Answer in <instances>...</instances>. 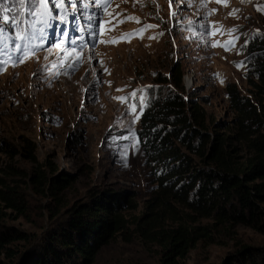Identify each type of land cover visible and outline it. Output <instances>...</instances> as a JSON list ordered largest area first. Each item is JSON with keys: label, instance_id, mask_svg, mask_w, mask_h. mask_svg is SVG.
Here are the masks:
<instances>
[{"label": "rangeland", "instance_id": "1", "mask_svg": "<svg viewBox=\"0 0 264 264\" xmlns=\"http://www.w3.org/2000/svg\"><path fill=\"white\" fill-rule=\"evenodd\" d=\"M10 1L13 0H5ZM200 4L201 0H192V7L182 6V21L177 23L171 15L177 10L175 0L171 7L169 0H115L103 20H97L100 35L93 42L94 49L89 45L79 56L72 54L73 59H80L91 54V49L94 58L71 76L57 77L44 72L42 66L54 61L56 56H48L43 50L36 53L38 61L29 58L18 67L8 66L0 74V137L18 150L11 158L0 151V177L8 181L15 179L24 188L27 201L25 215L9 207L2 209L6 223L35 234L44 233L51 225L52 209L47 207H53L54 200L33 192L25 179V174L35 166L20 149L27 138L34 143L37 161L50 160L57 168L54 173L63 171L70 175L69 183L58 193L61 202L55 205L62 207L56 218L64 216L72 204L91 200L92 193L104 192L103 198L105 192L120 193L135 202V207L121 202L119 211L126 220L125 228L116 230L107 239L90 264H164L161 246L143 238L133 221L156 187L137 137L139 119L130 123L135 116L140 117L145 107L139 98L144 97L147 104L149 98H157L171 87L169 82L158 78L168 77L174 65L179 64L184 94L198 100L210 120L227 124L235 117L225 91L227 82L235 83L240 93L252 102L260 99L253 83L258 78L252 71L251 52L256 42L264 39V11L257 10V5L264 7V0H221L220 3L209 0L205 7ZM206 13H210L207 20ZM157 15L167 22L156 19ZM128 16L138 17L140 22L127 20ZM189 20L193 23L189 24ZM201 23L209 26L207 44L197 35ZM146 24L158 27L120 39L122 34L135 33ZM234 27L238 29L236 32L226 31ZM48 35H56V28ZM234 37L239 39L228 51L210 46L217 41L224 44ZM113 39L116 42H104ZM246 40L247 47L242 48ZM239 62L243 65L237 67ZM184 76L188 78L187 85ZM133 91L135 98L123 102L113 99L130 97ZM130 104H135V113L130 111ZM129 127L135 131V140L123 139L130 137ZM259 131L264 134V124ZM137 142L138 150L132 147ZM235 145L240 161L251 156L245 145ZM125 146H128L127 167L121 157ZM8 162L18 166L17 174L4 172ZM165 222L168 224L170 220ZM204 222L209 219H198V223ZM242 244L263 250L264 231L242 224H216L209 239L198 241L178 261L179 264L221 263L227 255L239 251ZM0 264L8 262L0 257Z\"/></svg>", "mask_w": 264, "mask_h": 264}, {"label": "trees", "instance_id": "2", "mask_svg": "<svg viewBox=\"0 0 264 264\" xmlns=\"http://www.w3.org/2000/svg\"><path fill=\"white\" fill-rule=\"evenodd\" d=\"M7 4L12 8L10 17L21 19L17 13L25 14L16 0ZM251 53L260 99L252 102L235 83L227 82V99L235 111L231 123L210 120L203 105L184 94L179 64L168 77L158 78L171 87L149 98L140 114L136 133L156 187L133 221L143 238L161 246L164 264H179L178 259L198 241L210 238L216 224L264 231V134L259 131L264 124V39L256 42ZM236 143L252 153L244 162L237 157ZM20 149L35 163L29 174L24 173L33 192L50 196L58 205V193L70 175L54 173L57 168L50 160L37 161L33 141L25 138ZM0 151L11 158L18 150L0 137ZM6 167L8 175L19 171L11 162ZM9 181L0 177V257L8 264H90L107 239L125 228L121 202L135 207L131 198L120 193L105 192L104 198V192L92 193L91 200L72 204L60 218L56 216L62 206L47 207L52 209L50 228L35 234L6 223L3 208L25 215L27 207L24 188L13 178ZM200 218L209 222L198 223ZM256 248L242 244L216 264H264V249Z\"/></svg>", "mask_w": 264, "mask_h": 264}, {"label": "snow or ice", "instance_id": "3", "mask_svg": "<svg viewBox=\"0 0 264 264\" xmlns=\"http://www.w3.org/2000/svg\"><path fill=\"white\" fill-rule=\"evenodd\" d=\"M124 2H126V0H124ZM153 2H155V0H153ZM175 2L177 10L171 13V15L176 18L177 23H180L182 21V16L180 15L181 7L184 5L192 7V0H175ZM208 2L209 0H201L200 6L205 7ZM216 2L220 3L221 0H216ZM241 2H245V0H241ZM114 3L115 0H16V4L19 5L20 8L25 9V14L20 12L17 13V15L21 16V19H17L16 17H10L9 13L12 11V8L8 6L5 0H0V74H3L8 66L13 68L18 67L29 58L35 57L38 61L39 58L36 56V53L39 50H43L48 53V56H56L54 61L42 66L44 72L57 77L61 74L71 76L78 71L86 61L90 62L94 58V53L91 52V49L89 50L91 54L85 57L80 59L72 58L73 53L79 56L80 53L88 47V43L85 42L83 33L87 30L91 40L98 39L100 35V27L97 24V20L99 19L102 21L104 13L108 12V9ZM169 4L171 7L172 0H169ZM157 8L159 11L158 5ZM89 9L94 10L89 11ZM257 10L264 11V7L257 5ZM236 11L238 10H233V12ZM109 15H111V13H109ZM116 15L120 14L117 13ZM208 15H210V13L205 14V20H207ZM73 16L75 19H71ZM28 17L33 18L32 21H29L27 19ZM155 18L162 20V22H167L163 21V18L159 15ZM126 19L133 20L137 23L140 22L139 18L135 16H128ZM82 20L84 23H82ZM9 22L11 23V28L6 26ZM123 22L124 21H120V23ZM191 23H193V21L189 20V24ZM37 24L41 25V27L37 28ZM53 24H55L56 28V40L53 44L45 47L44 45L49 41L47 28L52 27ZM93 26H95V30H93ZM73 27L76 32L80 33V35L69 39V33ZM155 27H158V25L146 24L142 28L136 30L135 33L122 34L120 39H126L131 35L142 33L147 29ZM208 27L207 23L199 24L201 31L197 33L201 41L206 44L208 43L207 37L210 34ZM237 30L238 29L234 27L226 31L233 33ZM256 34L259 35V30H256ZM160 35H163V33H160ZM154 38L155 37H149V39ZM238 39L239 37H234L224 44L217 41L214 44H210V46L224 47L225 50L228 51L230 48L235 47V41ZM104 42L114 43L116 41L113 39ZM94 47L95 44H92L93 49ZM241 47H247V40ZM54 49L60 51L54 52ZM61 52H63L64 55H61ZM237 54H239V52ZM45 59L47 60L48 57L46 56ZM242 65L243 62H239L236 66L240 67ZM105 71H107V69H105ZM36 74L37 73H33V75ZM117 91H123V89H117ZM139 91H143V89H140ZM135 97L136 91H133L130 94V97H114L113 99L123 102ZM139 103L142 106H147L144 97L139 98ZM135 108V104L129 105V109L133 113H135ZM136 119H139V116H135L130 123H135ZM128 131L130 137H124L123 139L131 138L135 140L134 129L129 127ZM132 147L138 150V142L132 145ZM127 152L128 146H125L124 150L121 152L125 167L128 166Z\"/></svg>", "mask_w": 264, "mask_h": 264}]
</instances>
